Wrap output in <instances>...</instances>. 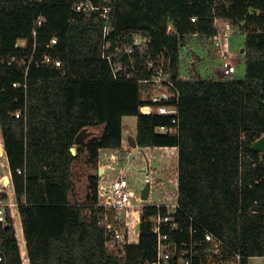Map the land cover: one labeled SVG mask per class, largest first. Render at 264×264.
<instances>
[{"label": "trees", "instance_id": "1", "mask_svg": "<svg viewBox=\"0 0 264 264\" xmlns=\"http://www.w3.org/2000/svg\"><path fill=\"white\" fill-rule=\"evenodd\" d=\"M79 1L0 0V131L31 264H146L153 259L151 218L158 208L142 209L138 243L127 245L120 256L106 244L99 176L87 175L81 195L74 171L83 156L86 166L99 171L101 150L122 158L130 153L123 147L127 116L137 117L138 147H178L179 201L196 224L242 255V264L264 257V153L252 148L264 136V0H90L111 7L114 44L126 35L147 37V48H136L134 55L138 69L151 57L163 61L174 80L181 50L196 40L207 43L215 18L235 28L232 38L245 35L243 80L203 79L197 72L194 79L178 80V136L158 131L170 123L169 116L141 112L151 105L143 95L152 85L139 80L150 79L157 69L115 80L114 63L129 60L122 56L110 63L102 57L106 16L101 10L90 16L76 12ZM195 33L200 34L196 39ZM53 37L57 44L48 48ZM21 41L25 48L16 47ZM45 53L61 66L27 68L30 58ZM86 127L102 132L75 145ZM154 168L159 175L168 170L167 165ZM0 196L7 197L6 190ZM15 235L13 227L1 233L0 257L8 264H22Z\"/></svg>", "mask_w": 264, "mask_h": 264}, {"label": "built area", "instance_id": "2", "mask_svg": "<svg viewBox=\"0 0 264 264\" xmlns=\"http://www.w3.org/2000/svg\"><path fill=\"white\" fill-rule=\"evenodd\" d=\"M74 9L76 12L85 13L88 16L96 10H101L106 16L103 28L102 57L110 63L113 62L114 58L122 56L129 60L128 64H124L120 60L114 63L113 76L115 80H132L136 78V73H140L146 68L157 69V73L150 79L139 80L152 85V89L145 91L143 95V99L150 101L151 105L142 106L141 112L169 116L171 118L170 123L160 126L158 131L165 135L178 136L180 134L181 94L177 88V82L187 78L181 72V62L183 52L189 55L187 50L189 45H186V49H182L180 53L178 79L174 80L172 75L164 69L163 61L154 62L151 57H148L146 61V68L141 70L137 67L134 55L136 48L141 50L147 48V37L141 34L126 35L123 40L114 44L110 38L112 33L110 27L111 7L97 6L90 0H81L74 5ZM196 20L197 17L192 18V21ZM42 21V19L37 21V27L42 25ZM174 28V25L170 23L167 33L173 34ZM212 29L214 32L207 39V43L198 40L196 42L199 43L198 45L207 44L211 46L213 59L214 61L215 58L218 60L221 75L228 79L232 78L238 65V62L233 61L230 49L235 28L228 21L215 18ZM37 34L38 31L35 29L33 36L36 37ZM194 36L196 39L200 34L195 33ZM26 44V41H21L16 44V47L25 48ZM56 44L57 38L53 37L47 47L52 48ZM12 61L9 62V65L12 64ZM33 63L36 67H59L62 64L59 59L54 58L49 53L43 54L41 59L30 58L27 68ZM14 86L17 87V84ZM20 115L19 112L16 117H20ZM126 143L131 147L129 140ZM142 149H175L178 152V147H144ZM147 164L145 182L150 184V191L146 200L143 199L142 192L136 193L131 189V183L125 177L123 170H120L112 181L107 183L103 180L99 184L98 204L105 209L106 244L110 250H114L122 256L127 245L138 243L140 231L137 232L136 228L138 224L141 225L142 209L145 206L154 205L158 208V212L151 218L153 232L156 236V252L153 259L147 261L146 264H242V255L233 252L221 238L205 230L202 225L196 224V220L183 210L179 201V167L175 169V174L171 177L172 170H167L159 175V172L154 168L153 157L147 158ZM7 166L8 171L0 176V191L6 190L7 193V197L0 196V238L2 231L13 227L21 263L31 264L19 212L20 203L16 197L12 173L0 131V167L5 168ZM110 168L114 169L113 166L109 165L108 169ZM18 173L22 174V170L18 169ZM101 177L104 178L105 174L102 173ZM117 223H120L121 227L117 226ZM257 258L264 259V257ZM0 264H8L2 256L0 257Z\"/></svg>", "mask_w": 264, "mask_h": 264}, {"label": "rangeland", "instance_id": "3", "mask_svg": "<svg viewBox=\"0 0 264 264\" xmlns=\"http://www.w3.org/2000/svg\"><path fill=\"white\" fill-rule=\"evenodd\" d=\"M199 44V43H198ZM196 41L191 42L188 46L189 55L186 52H183V59L181 62V72L185 74L186 79H194L196 77V72L203 79H227L221 75L218 66V60L214 61L212 51L210 50L209 45H198ZM245 46V35L237 34L232 38L231 43V55L234 62H238L236 72L233 74L232 80L240 81L245 78L246 67L244 62V53L242 49ZM196 54L200 59L194 58L193 55ZM216 70H218L216 72ZM95 135H100L102 128H94L93 130ZM137 133V117L136 116H127L123 119V137L128 140L129 137H135ZM76 148V146H75ZM129 149H132L129 146ZM132 151L128 153L125 158H122L120 154L114 152V162H110L107 158L106 152L102 153V162L101 165H106L105 177H101L102 174H99L97 169L90 168L84 164V158H82V163L79 162L74 166V171L76 173L78 183V190H81V195L84 194L86 189V181L88 174H95L99 176L100 183L105 179L107 183L116 178L120 170H123L125 177H127L131 183V189L136 193H141L144 189L146 182V168H147V158L153 157V165L159 167L161 170L163 166L168 167V170L171 171V177L175 174V169L178 167V152L175 149H151L144 150L139 148L138 150H128ZM132 155H134L132 157ZM132 157V158H131ZM108 160V162H107ZM107 163H111L114 167L108 169ZM6 165V164H5ZM100 168V167H99ZM8 171V166L5 168L0 167V176ZM167 178V177H166ZM165 178V179H166ZM1 188V186H0ZM20 227V226H19ZM21 228V227H20ZM254 264H263L262 260L254 258L252 260Z\"/></svg>", "mask_w": 264, "mask_h": 264}, {"label": "water", "instance_id": "4", "mask_svg": "<svg viewBox=\"0 0 264 264\" xmlns=\"http://www.w3.org/2000/svg\"><path fill=\"white\" fill-rule=\"evenodd\" d=\"M242 52L244 53V49H242ZM95 134V132L93 130H91L90 128L86 127L84 129H82L79 134L76 136L75 138V145H80V144H84L86 143L93 135ZM129 142L132 148L136 149L138 147L137 142L135 140V138L130 137L129 138ZM254 150H258L262 153H264V136L261 137L252 147ZM71 152L73 155L77 154V150L74 147L71 148ZM134 155H132L133 157ZM131 157V158H132ZM100 171H102V168H100ZM149 191H150V184L146 183L144 189L142 190V197L143 199H147L149 197ZM258 209L255 208V211H257ZM136 231L139 232L140 231V224L137 225Z\"/></svg>", "mask_w": 264, "mask_h": 264}, {"label": "crops", "instance_id": "5", "mask_svg": "<svg viewBox=\"0 0 264 264\" xmlns=\"http://www.w3.org/2000/svg\"><path fill=\"white\" fill-rule=\"evenodd\" d=\"M91 130H94V129H91ZM132 137V136H131ZM130 138V137H129ZM129 138H128V140H129ZM126 141H127V139L125 140L124 138H123V147H124V149L125 150H136V149H129V145L126 143ZM138 150V149H137ZM103 152H106L105 153V155L107 156V158L109 159V161L111 162H114V160H112V157H114L115 156V154H114V152L113 151H111V150H101V152H100V161H99V167L100 168H102V171H100V168H99V174H105V171H106V165L105 166H103V165H101V162H102V153ZM130 153L132 152V151H129ZM107 162H108V160H107ZM109 165H111V166H113L111 163H107V167L109 166ZM104 181H106L105 179H103ZM257 259H260V260H262V262H264V259H261V258H257ZM252 260H254V259H252ZM251 264H254L252 261H251Z\"/></svg>", "mask_w": 264, "mask_h": 264}]
</instances>
